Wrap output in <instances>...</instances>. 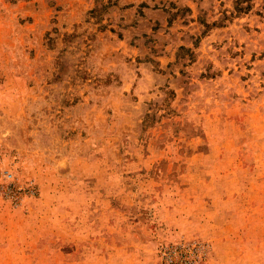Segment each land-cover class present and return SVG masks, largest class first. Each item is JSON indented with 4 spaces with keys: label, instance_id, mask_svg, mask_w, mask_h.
I'll list each match as a JSON object with an SVG mask.
<instances>
[{
    "label": "rangeland",
    "instance_id": "1",
    "mask_svg": "<svg viewBox=\"0 0 264 264\" xmlns=\"http://www.w3.org/2000/svg\"><path fill=\"white\" fill-rule=\"evenodd\" d=\"M0 264H264V0H0Z\"/></svg>",
    "mask_w": 264,
    "mask_h": 264
}]
</instances>
